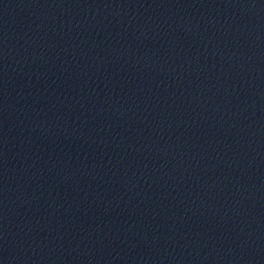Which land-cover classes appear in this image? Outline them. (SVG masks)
<instances>
[{"label":"water","instance_id":"95a60500","mask_svg":"<svg viewBox=\"0 0 264 264\" xmlns=\"http://www.w3.org/2000/svg\"><path fill=\"white\" fill-rule=\"evenodd\" d=\"M0 264H264V0H0Z\"/></svg>","mask_w":264,"mask_h":264}]
</instances>
